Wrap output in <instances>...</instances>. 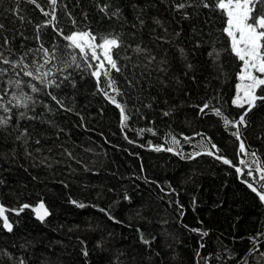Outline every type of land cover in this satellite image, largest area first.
Returning a JSON list of instances; mask_svg holds the SVG:
<instances>
[{
    "label": "trees",
    "instance_id": "trees-1",
    "mask_svg": "<svg viewBox=\"0 0 264 264\" xmlns=\"http://www.w3.org/2000/svg\"><path fill=\"white\" fill-rule=\"evenodd\" d=\"M38 2L51 11L46 0ZM88 2L90 15L73 0H58V26L65 32L74 30L68 19L71 14L76 29L91 31L97 42H102L101 37H119L121 47L113 49L112 55L120 71L106 61L105 69L123 93L116 99L126 106L128 127L121 130L119 109L97 91L91 75L95 69L88 68L78 50L73 54L79 68L54 61L53 69L60 79L71 74L75 87L66 80L59 88L32 81L41 89L38 93L24 88L36 100L27 110L36 119H21L17 124L14 115L10 126L0 129V204L12 210L43 201L50 215L39 221L30 209L19 214L7 211L12 231L0 219V264L20 260L24 264H264L263 258H257L264 252V204L241 182L259 179L255 171L247 175L256 166L254 158L239 152L240 142L231 135L234 128L226 130L220 118L199 114L197 107L210 102V107L221 108L230 119H238L244 111L231 105L242 62L231 54L223 32L226 15L191 7L184 10L185 19L172 8L173 0ZM105 5L108 13L119 9V16L102 12ZM21 16L26 19L21 21ZM48 19L26 0L18 5L15 0H0L4 25L0 31L15 36L12 44L17 47L20 43L37 47L34 40L24 41L20 32L32 37L34 25ZM53 35L51 27L44 30L46 47ZM57 42L66 43L60 37ZM137 46L146 51L137 53ZM213 49L220 53L215 63L208 56ZM189 63L192 70L187 68ZM57 68H63V75ZM9 78H15L12 71L0 78V87ZM20 78L29 79L22 74ZM106 79L101 74L102 87L115 96ZM49 92L63 100L64 108ZM3 115L7 114L0 111ZM246 120L241 139L246 151L255 152L264 164V106L254 108ZM17 128H26L29 136L18 141ZM172 136L181 141L179 150L186 158L153 150L173 146ZM208 138L220 149L217 155L245 175L215 156L187 158L201 151L197 146L202 141L210 149Z\"/></svg>",
    "mask_w": 264,
    "mask_h": 264
},
{
    "label": "snow or ice",
    "instance_id": "snow-or-ice-1",
    "mask_svg": "<svg viewBox=\"0 0 264 264\" xmlns=\"http://www.w3.org/2000/svg\"><path fill=\"white\" fill-rule=\"evenodd\" d=\"M15 2L18 5L20 0H15ZM26 2L35 5V8L39 9L44 17H50V19L34 25V35L32 37L25 36L23 32H20V36L24 41L34 40L37 47H27L24 43H20L17 47L12 44V40L15 39V36L12 38L3 36L2 31H0V78L8 75L9 71H12L15 77L9 78L5 87H0V111L7 114L0 116V129H7L10 126V122L14 115L16 116L17 124L21 119H36L34 116H29L27 111L30 106L35 105L36 100L32 95H28L24 91L25 87L30 88L32 93H38L41 91V89L37 88L36 84H33L32 81H36L44 88H59L64 81L68 80L72 86L75 87V82L69 79L71 74L63 75V68H57L56 70L63 75V79H60L55 76L53 69L56 68L54 61L63 64L65 68L71 67L73 64L79 68L80 64L77 63V56L73 54L77 50L84 62L88 65V68L95 69L91 71V75L96 78L97 91L101 92L105 96V99L110 103L115 104L119 109L121 130L123 131L127 128V121L130 119V116L126 112V106L118 102L116 99V96H122L123 93L117 87L115 79H113L109 71L105 69L106 61L111 69L117 72L120 71L117 62L112 55L113 49L121 47L119 37H101L100 40L102 42H97L96 35L91 31L76 29L77 21L71 16V14H69L68 19L71 21L74 30L65 32L63 28L58 26L56 16L58 0H46V3L51 6V11H45L44 7L41 6L38 0H26ZM171 6L175 11L180 12L185 19L188 18V13L184 10L191 7H203L212 11L221 10L222 14H225L227 17L226 27L223 29V32L229 38L231 54L242 62L240 70L237 73L239 83L236 85V94L231 99V105L244 109V111L238 115V119H230L223 113L221 108L215 106L210 107V102L206 101L203 105H198L197 107L199 109V114H213L217 118H220L226 130L229 127L235 129L231 135L240 142L239 152L253 157V163L256 165L254 169L249 170L247 175L251 176L253 171L259 173L258 180L254 179L250 182L245 179L241 182L246 184L250 191L259 199L261 204H264V164L260 163L255 152L248 153L246 151L245 143L241 139L240 131L241 126H248V121L246 120L248 114L254 108L264 106V0H211V2H209V0H180L179 3H176L175 0H173ZM107 9L108 6L105 5L101 7L100 10L105 12L106 15L118 17L120 14L119 9L112 13H108ZM17 11H19V9H17ZM20 19L21 21H24L26 18L21 16ZM27 22L31 23L30 20ZM139 22L141 25L144 23L143 20H140ZM155 23L160 24V21L156 20ZM49 27H51V30L55 35L52 36L50 47H46L45 42L43 41V36L44 30ZM3 29L4 25L0 24V30ZM176 35L178 36L179 33ZM57 37H60L66 43H58ZM199 46V44L196 45V47ZM98 49L101 54H98ZM135 51L140 53L146 50L137 46ZM179 51L181 55H184V49L181 48ZM68 56H70V60L65 58ZM208 56L212 58L215 63L219 59L220 53L213 49L208 53ZM29 57H31V59H29ZM153 59L155 58L153 57ZM89 60L98 61V63L92 64L89 63ZM3 65H7L8 67H3ZM187 68L188 70H192V65L189 63ZM257 73L259 75H257ZM21 74L23 77H28L29 79L23 80L20 78ZM101 74L107 78V88L111 89L112 92L116 94L115 96L111 95L102 87ZM12 89L14 90L10 91ZM258 90H260L262 94H258ZM47 95L51 96L56 104L64 108L62 99L53 95L51 92L47 93ZM258 101H260L261 104L258 105ZM13 109H16L17 112L13 113ZM21 109H23V111H20ZM70 110L71 109L69 108H65V111ZM163 115L168 116L169 113L164 112ZM16 131L18 132L16 136L18 141L29 136L26 128L23 130L17 128ZM141 131L144 130L142 129ZM147 131L152 132V129H147ZM153 134L155 135L154 132ZM197 135L202 136L203 134L198 133ZM125 139H128V137L125 136ZM184 139L190 141L192 138L184 137ZM35 142L38 144L39 140H36ZM24 143L26 144L27 140H24ZM129 143H133V141L129 140ZM166 143L168 142L166 141ZM170 143L173 146H155L153 150L167 151L180 155L181 159L186 158L179 150V146L181 145L179 139L172 136ZM208 144H210V149L208 148V145L202 141L197 146L201 151L193 152L189 154L187 158L193 159L201 154L215 156V158L221 160L223 164L235 167V171L241 176L245 175L241 168L233 165L229 159L217 155L220 149L215 143L211 142L210 138H208ZM211 149H214L215 152ZM239 163L247 166V162L244 160H240ZM0 183H3V181H0ZM125 199H128L127 195H125ZM72 203L79 208L85 207L84 204L76 201H72ZM28 207V204L22 205L17 211V214H19V211H23L24 208ZM34 211L37 212V216L41 221L50 214L43 203L39 205L38 209H34ZM100 211L106 212L105 209H100ZM0 218L3 220V227L8 231H12V225L9 223L8 218L5 215V209L2 205H0ZM109 218L113 220L115 219L111 216H109ZM193 231L198 230L193 229ZM202 235L207 236L208 233L203 232ZM144 242L147 243V241ZM253 243L255 244V240H253ZM200 246L204 247L203 244ZM84 255L87 256V251L84 252ZM19 264H24V261L20 260Z\"/></svg>",
    "mask_w": 264,
    "mask_h": 264
},
{
    "label": "water",
    "instance_id": "water-1",
    "mask_svg": "<svg viewBox=\"0 0 264 264\" xmlns=\"http://www.w3.org/2000/svg\"><path fill=\"white\" fill-rule=\"evenodd\" d=\"M41 203H43L44 204V206H45V208L48 210V212L50 213V210L48 209V207L46 206V204L43 202V201H39V202H37L36 204H33V205H29V207L28 208H24V209H30V210H32L33 211V213H34V217L37 219V220H39V221H41L39 218H38V216H37V212L36 211H34V209H38L39 208V205L41 204ZM0 205H2L3 207H4V209H5V215L7 216V218H8V215H7V211H11V212H13V213H17V211L19 210V209H9V208H7L5 205H3V204H0ZM20 212V211H19ZM50 215V214H49ZM48 215V216H49ZM47 216V217H48ZM47 217H45L44 219H46ZM1 220H2V218H0ZM3 221V220H2ZM8 221H9V218H8ZM9 223L11 224V222L9 221ZM12 225V224H11ZM6 229V228H5ZM7 230V229H6Z\"/></svg>",
    "mask_w": 264,
    "mask_h": 264
},
{
    "label": "rangeland",
    "instance_id": "rangeland-1",
    "mask_svg": "<svg viewBox=\"0 0 264 264\" xmlns=\"http://www.w3.org/2000/svg\"><path fill=\"white\" fill-rule=\"evenodd\" d=\"M73 1L78 5L80 11L85 12L87 15L92 14V12L90 11V6H89L88 0H73ZM257 258H263L264 259V252L258 254Z\"/></svg>",
    "mask_w": 264,
    "mask_h": 264
}]
</instances>
